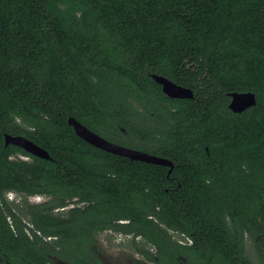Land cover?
I'll list each match as a JSON object with an SVG mask.
<instances>
[{
    "label": "trees",
    "instance_id": "1",
    "mask_svg": "<svg viewBox=\"0 0 264 264\" xmlns=\"http://www.w3.org/2000/svg\"><path fill=\"white\" fill-rule=\"evenodd\" d=\"M152 73L194 97L168 96ZM233 91L257 104L232 111ZM70 116L172 172L90 144ZM11 192L49 198L19 212ZM253 223L264 227V0H0V251L103 264L92 245L112 229L152 236L168 264H248ZM167 228L193 243L158 236Z\"/></svg>",
    "mask_w": 264,
    "mask_h": 264
},
{
    "label": "flooded vegetation",
    "instance_id": "2",
    "mask_svg": "<svg viewBox=\"0 0 264 264\" xmlns=\"http://www.w3.org/2000/svg\"><path fill=\"white\" fill-rule=\"evenodd\" d=\"M19 195L24 196V197H42L43 198L42 200L33 201L31 203L41 202L49 198V197H44L41 195H33V196L21 195V194ZM7 197L10 200L8 194H7ZM26 205L27 204L24 205L23 209L25 208ZM73 206L74 204L71 202L64 207L57 208V209L66 211L70 207H73ZM22 216H23L22 218L24 222L28 223L29 219L26 218L24 213L22 214ZM258 219L262 221L261 220L262 215L259 214ZM152 221L160 223V226H166L164 223L158 221L157 219H153ZM250 226L251 227H249L248 229L246 228L244 231V236H243L244 252L243 254L246 257L247 262H249L248 264H264V227H260V226L254 227V223L251 224ZM26 230L29 231L28 228H26ZM166 230L168 231L167 234H162L158 236H161V237L170 236L175 242H178L180 245H183V246L187 244L190 245L193 243V237L191 235H188L185 233H176L170 228H167ZM106 231H111L113 233L121 234L122 236H126L127 238H129L128 240L130 243L129 248L124 250V252L120 250L121 252H119V255H118L120 259L119 257H116L117 264H168V261H167L168 255H172L173 253L171 248L166 250L167 258L165 261H161L160 256H159L158 243H156V241L148 240L149 237H152V236L143 235L141 233L140 234H134V233L125 234L122 232L113 231L112 229H109ZM100 233H103V232H100ZM99 234L95 236L97 243L92 245V249H94L95 251V260H99L103 264H113L108 261L110 257L106 256V253H104L103 251V249L105 248V244L101 241L102 239H101V236H99ZM231 237H233V235H231ZM240 238L241 236L238 237V239ZM0 252H2V254H0V264H38L36 262H30L24 258L14 260V258L9 256L6 252H3V251H0ZM122 254L126 255V258L123 261H122ZM48 255L50 258V260L48 261V264H71L70 261L63 259L58 254H54V255L48 254ZM177 258H179L180 261L181 259L186 260L185 255H177ZM181 263L186 264V262L184 261H181Z\"/></svg>",
    "mask_w": 264,
    "mask_h": 264
},
{
    "label": "water",
    "instance_id": "3",
    "mask_svg": "<svg viewBox=\"0 0 264 264\" xmlns=\"http://www.w3.org/2000/svg\"><path fill=\"white\" fill-rule=\"evenodd\" d=\"M151 76L162 85L163 92L170 97L173 98H193L194 90L190 87L183 86L174 82L166 76L159 75L157 73H152ZM231 101L229 104V108L234 112H242L249 107H252L257 104V96L253 91H233L230 93ZM68 123L73 126L75 132L84 140L89 142L90 144L103 149L105 151L130 157L135 160H142L149 163H156L169 166L168 175L172 172L174 167V163L172 160L159 156L156 154H152L147 151H143L140 149H135L132 147L124 146L118 143H115L97 132L91 130L86 125L78 121L75 117L70 116L68 119ZM14 144L19 147H22L26 151L45 159H50L51 156L47 150H45L40 145L36 144L31 139L22 136V135H12L5 134V145Z\"/></svg>",
    "mask_w": 264,
    "mask_h": 264
},
{
    "label": "rangeland",
    "instance_id": "4",
    "mask_svg": "<svg viewBox=\"0 0 264 264\" xmlns=\"http://www.w3.org/2000/svg\"><path fill=\"white\" fill-rule=\"evenodd\" d=\"M8 196L14 207L21 212H23V207L25 204L43 199L42 197H24L17 195L16 193H9ZM99 236H101V241L105 244V250L103 249L104 253H106V256L110 257L108 261L110 263L117 264L116 257H119V252H124V250L129 248V238H127L126 236H122L121 234L113 233L111 231L100 233ZM75 257H77V255L74 256L73 259ZM125 258L126 255L122 254V261Z\"/></svg>",
    "mask_w": 264,
    "mask_h": 264
}]
</instances>
